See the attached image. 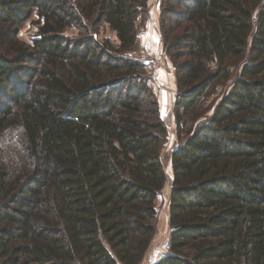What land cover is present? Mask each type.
<instances>
[{
  "label": "trees",
  "instance_id": "1",
  "mask_svg": "<svg viewBox=\"0 0 264 264\" xmlns=\"http://www.w3.org/2000/svg\"><path fill=\"white\" fill-rule=\"evenodd\" d=\"M158 4L179 145L168 252L155 264H264V0ZM149 10L0 0V264L147 256L169 137L153 69L132 55ZM103 27L117 46L99 40Z\"/></svg>",
  "mask_w": 264,
  "mask_h": 264
},
{
  "label": "rangeland",
  "instance_id": "2",
  "mask_svg": "<svg viewBox=\"0 0 264 264\" xmlns=\"http://www.w3.org/2000/svg\"><path fill=\"white\" fill-rule=\"evenodd\" d=\"M149 19L145 24L140 26V48H138L132 55L140 57L147 64L151 65L153 69V82L156 94L160 100L164 97L168 98L169 107L167 112L161 114L166 118L169 128V137L164 151V168L168 177L167 184L160 195L157 202V234L152 242V246L141 264H155L163 258L168 252L171 230L169 226V196L171 191V184L173 180V170L171 165V154L173 150L179 145V140L176 135V125L171 114L172 104L175 98V70L172 62L167 58L162 42V35L159 21V4L158 0H149ZM38 25L36 18L29 24L25 25L19 34V39L25 43H30L37 34ZM68 37L76 38L78 31L70 29L67 31ZM99 40H110L114 46L118 45L116 36L107 28L103 27L100 31Z\"/></svg>",
  "mask_w": 264,
  "mask_h": 264
},
{
  "label": "crops",
  "instance_id": "3",
  "mask_svg": "<svg viewBox=\"0 0 264 264\" xmlns=\"http://www.w3.org/2000/svg\"><path fill=\"white\" fill-rule=\"evenodd\" d=\"M169 101H168V98H162L161 100H160V109L162 110V112L163 111H165V113L167 112V110H168V107H169Z\"/></svg>",
  "mask_w": 264,
  "mask_h": 264
}]
</instances>
